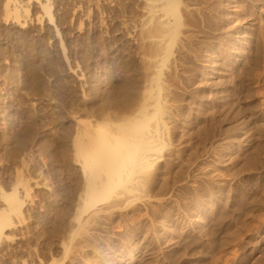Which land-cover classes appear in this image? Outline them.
Instances as JSON below:
<instances>
[{
  "label": "rangeland",
  "instance_id": "374dc122",
  "mask_svg": "<svg viewBox=\"0 0 264 264\" xmlns=\"http://www.w3.org/2000/svg\"><path fill=\"white\" fill-rule=\"evenodd\" d=\"M151 3L0 0V213L11 192L24 203L0 264H212L217 227L264 195V0H180L171 54L152 66L166 79L148 180L76 219L87 174L56 162L51 138L92 120L71 109L77 77L104 90L121 66L141 70ZM20 111L40 134L19 150Z\"/></svg>",
  "mask_w": 264,
  "mask_h": 264
},
{
  "label": "bare ground",
  "instance_id": "6f19581e",
  "mask_svg": "<svg viewBox=\"0 0 264 264\" xmlns=\"http://www.w3.org/2000/svg\"><path fill=\"white\" fill-rule=\"evenodd\" d=\"M151 1L145 28L147 41L143 43V55L148 60L142 59L141 70L131 65L119 66L125 78L104 90L98 88L94 75L90 84L77 77L81 96L71 93V109L85 111L92 120L77 122L73 130L60 124L59 132L51 138L56 162L67 170L78 162L81 171L87 174L82 206L76 216L78 221L94 210L92 219L99 218L101 213H106L104 209L98 210L99 206L112 198L139 191L148 180L153 153L158 151L153 123H159L156 115L162 109V99L153 88L162 86L166 75L162 69L152 71V66L156 57L163 54V58H168L171 54L168 41L177 35L181 19L180 0ZM29 71L37 75L33 65ZM24 83L29 84L26 80ZM16 115L29 124L28 129L21 131L22 137H17L16 147L20 150L40 134V129L33 114L20 111ZM5 200L7 212L0 213V233L10 226V213L23 214L24 203L15 192ZM211 245L212 264H264V195L251 199L243 207L235 228L218 226Z\"/></svg>",
  "mask_w": 264,
  "mask_h": 264
}]
</instances>
